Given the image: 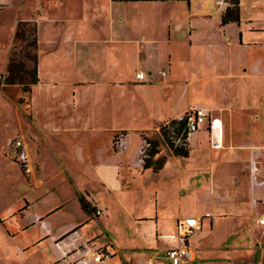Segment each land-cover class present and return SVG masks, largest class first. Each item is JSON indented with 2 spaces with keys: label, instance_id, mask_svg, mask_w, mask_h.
Listing matches in <instances>:
<instances>
[{
  "label": "crops",
  "instance_id": "crops-1",
  "mask_svg": "<svg viewBox=\"0 0 264 264\" xmlns=\"http://www.w3.org/2000/svg\"><path fill=\"white\" fill-rule=\"evenodd\" d=\"M223 13L215 0H0V37L36 28L35 81L20 83L28 69L7 65L15 79L7 83L29 93V112L10 120L0 95V180L9 161L35 191L46 158L71 191L41 212L25 195L0 212L1 264L30 254L31 264H74L88 241L112 253L101 264H171L176 222L192 216L201 219L190 264H264V185L251 175L264 147V0H239L238 21L222 23ZM48 23L56 29L43 56L38 28ZM195 107L217 113L221 132L205 123L187 156L169 150L160 170L143 168L142 138L157 140L149 135L162 122ZM69 205L77 217L51 228L48 217Z\"/></svg>",
  "mask_w": 264,
  "mask_h": 264
},
{
  "label": "rangeland",
  "instance_id": "rangeland-1",
  "mask_svg": "<svg viewBox=\"0 0 264 264\" xmlns=\"http://www.w3.org/2000/svg\"><path fill=\"white\" fill-rule=\"evenodd\" d=\"M51 14L52 13H49V9H47L46 11L42 12L43 17L41 18L47 19L51 16ZM47 25H49V23L44 24L43 28H38V35H39L40 43H41L39 46V50L43 56H46L47 51L51 48V41H52L51 35L54 33L56 29V28H44ZM19 28H26L25 29V35H26L25 39H21V37H17V38H14L13 40L14 30L12 29H10L11 31L9 33L7 32L6 36L0 37V44H2L3 46L1 48L4 49L6 48V46L8 47V51H6L3 56L5 57L4 67L3 69L2 68L0 69V74H2L3 76V80L0 82V95L4 96L2 104L8 107V110L6 113H8L10 120L12 119L16 120V118L18 120L19 115H23L24 117H27L26 114H28L29 112V107H28L29 93L22 92L21 85L17 83H11V84L7 83V77H8L7 65L8 64L11 66L13 71H15V73L18 70L19 71L22 70V68H27L28 70H30L32 66V61L29 57L30 54L34 52V48L30 45L32 36L29 33V28H32V23L31 22L25 23ZM4 44L6 45L4 46ZM22 78L24 79L25 82H28L32 78V73L29 71H25L22 73ZM28 86L31 87V85H28ZM16 106L19 108V110H22V111L20 112L16 111L17 109ZM149 136L153 138H157L160 144L161 154L165 155V152H168L169 150H171L169 149L167 144H165V142L161 140L162 136L160 135L159 126H158L157 133L150 134ZM143 140L144 139L142 138L141 145L143 144ZM261 147L257 149L259 151V154L256 155V158L260 160L258 164L260 169L264 170V147L263 148ZM32 154H33L32 156L34 157V153ZM35 156L37 157L36 154ZM42 158L44 159L45 157L43 156ZM43 159L42 161H44ZM43 165H44V169L41 172V174L38 175L40 188L37 187L38 189H35V191L34 190L26 191L27 189L30 188L29 181L27 184L26 178L23 177L21 173H19L18 167L15 164H11L9 161L5 162L3 170L6 172V177L8 181L3 182L0 180V212L2 213V215L4 214L3 212L7 211L9 204L10 205L14 204L12 202L19 201L17 205L23 206L24 195L25 197L27 196L30 197L31 200L37 199L36 203H34V210H36L37 212H41L46 207H50L54 203H57L58 201L62 199V197L66 198L67 199L66 201H68V199L71 196L70 188L67 186H64V183L62 182L61 177L57 175L53 177L51 176V174L55 172L54 166H52V164L50 165L48 160L46 162V158H45V162ZM22 177L24 179H22ZM35 183L36 182H33L34 186L36 185ZM76 212H77L76 209L73 206L69 205V206H66L65 208H62L61 211H59L58 213H54L50 215L48 217V220L51 223V228L55 229L57 226H62L64 222H68L72 219H75L78 215ZM2 233L6 234L7 230L4 229V227L0 224V234ZM86 244H88V247H90V249L85 251L86 252L85 254L82 253L81 256L75 257L74 264H79L80 262L88 260L89 255L87 254V252L89 250L93 251L96 248L103 247V246L92 247L95 245H91V244H95V243H90V241H88V243ZM0 248H2L1 241H0ZM1 250L2 249H0V256H1ZM35 257L34 259L37 258ZM6 261H7L6 264H31V261H33V259L30 254V255L25 256L22 261L19 258H16V259L9 258ZM17 261H19V263ZM1 263L2 261L0 259V264Z\"/></svg>",
  "mask_w": 264,
  "mask_h": 264
},
{
  "label": "built area",
  "instance_id": "built-area-1",
  "mask_svg": "<svg viewBox=\"0 0 264 264\" xmlns=\"http://www.w3.org/2000/svg\"><path fill=\"white\" fill-rule=\"evenodd\" d=\"M216 6L225 11L227 7L231 5V0H215ZM141 72H136V77H141ZM3 80L2 74H0V82ZM179 120H184V127L182 131L178 133H173L171 135V140L174 146H180L184 144V142L188 143V138L190 135L198 130V128L207 123L208 127L211 130H216L217 132H221V118L220 116L204 107H195L190 108L189 110L185 111L182 115L177 117ZM10 145L12 147V152L21 166L22 170L29 174L32 171V166L29 161L28 153L25 149L23 141L18 138L14 137L12 141H10ZM149 146V143L143 140V144L140 147V154L141 157L145 156L146 149ZM260 162L259 159L252 157L251 159V175L252 181L256 184H263L264 185V178L258 179L257 173L259 172L258 163ZM99 213L100 210L97 209L95 211ZM200 217L199 216H192V217H185L176 222V236H177V245L173 247H169L165 250L166 257L170 260L171 264H190L194 260V250L189 244L190 237L195 234L198 229L200 228ZM260 223H264V218L259 219ZM87 254L89 255V260L86 264H100L105 259L111 257L112 253L108 251L104 247H99L94 249L93 251H88ZM147 264H153L152 261H148Z\"/></svg>",
  "mask_w": 264,
  "mask_h": 264
},
{
  "label": "trees",
  "instance_id": "trees-1",
  "mask_svg": "<svg viewBox=\"0 0 264 264\" xmlns=\"http://www.w3.org/2000/svg\"><path fill=\"white\" fill-rule=\"evenodd\" d=\"M238 20H239V0H231V5L227 7L226 10L224 11L221 21L222 23H226L228 21H238ZM25 29L26 28H17L14 38L21 37V39H25L26 38ZM29 33L32 36L30 45L34 48L36 43V34H35L36 28L34 25H32V28H29ZM29 57L33 62V69L27 71L31 72L34 75L36 55L34 52H32ZM9 81L11 82L15 81L13 74L8 79L7 82ZM34 81H35V76L31 80H29L28 83H32ZM19 82L23 83L25 81L20 80ZM183 127H184V120H179L177 118H172L159 125V131L163 141L173 151L174 154L179 156L188 155V151H189L188 143L184 142V144H181L180 146H174L170 137L173 133H178L182 131ZM143 139L149 143V146L146 149L145 156L141 157L143 168H151L153 171L160 170L166 161V156L161 154L160 144L158 140L146 136H144ZM78 199L81 207L86 212H92V208L87 204L86 200L82 195H79Z\"/></svg>",
  "mask_w": 264,
  "mask_h": 264
}]
</instances>
